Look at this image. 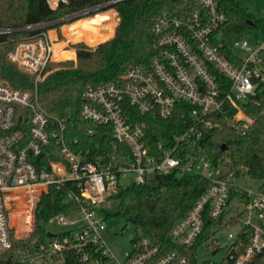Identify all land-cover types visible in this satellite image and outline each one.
Instances as JSON below:
<instances>
[{
	"label": "built area",
	"instance_id": "1",
	"mask_svg": "<svg viewBox=\"0 0 264 264\" xmlns=\"http://www.w3.org/2000/svg\"><path fill=\"white\" fill-rule=\"evenodd\" d=\"M44 1L51 10L74 2ZM119 1H103L52 22L13 30L37 31L16 41L6 56L11 65L33 78L34 90L0 80V254L10 249L12 240L32 232L41 195L49 188L68 185L66 198L77 206V214L53 216L47 227H71L64 231L70 235L41 244L36 254L18 257L17 264H60L62 253L68 250L75 251L82 264L91 254L93 264H187L186 258L163 252L149 239L132 243L118 261L105 241L108 199L119 188L145 185L156 176L177 172L193 174L208 184L189 212L172 226V241L183 248L197 244L204 264H249L258 255L264 264L261 182L253 180L243 166L231 168L226 152L213 162L200 155L204 131L220 128L222 121L237 131L248 127L242 104L264 83V33L259 37L247 31L232 32L227 39V16L219 0H198L199 8L187 20L163 13L151 27L153 56L147 68L132 66L115 83L86 87L79 116L110 127L114 153L108 161H88L81 151L71 150L65 140L66 120L41 107L36 86L45 78L48 64L56 62L54 46L63 42L64 33L55 26L90 18L103 8L115 11L113 6ZM11 31L0 29V34ZM179 104L186 107L182 117L189 120L188 128L171 142L160 139L149 148L146 123L136 117L156 113L165 120ZM183 143L189 148H182ZM118 144L128 149L120 160ZM51 145L61 161L39 159ZM206 219L214 222L212 236L198 242ZM228 227L237 231L228 232L222 244L215 236ZM222 247L225 257L214 262L212 257Z\"/></svg>",
	"mask_w": 264,
	"mask_h": 264
},
{
	"label": "trees",
	"instance_id": "2",
	"mask_svg": "<svg viewBox=\"0 0 264 264\" xmlns=\"http://www.w3.org/2000/svg\"><path fill=\"white\" fill-rule=\"evenodd\" d=\"M103 1L108 0H74L51 10L44 0H0V29L12 30L0 34V80L15 88L34 90L33 78L11 65L6 56L16 41L29 38L37 31L13 30L52 22L72 11ZM219 4L227 16L224 28L227 39L232 32L250 33L253 29H259L264 33V21L234 0H219ZM113 8L121 19L118 25L114 10H101L63 29L67 42L84 40L91 46L100 44L94 49L83 43L73 45L76 49L75 63L71 61L75 57L74 51L64 50L67 42L56 44L53 59L57 62L48 64L45 78L36 86L41 107L66 120L67 144L74 152L81 151L88 161H108L114 151L110 127L85 121L79 116L86 87L115 83L132 66L147 68L153 56L154 36L151 27L154 21L163 13L172 18L187 20L189 14L199 6L198 0H122L114 4ZM262 58L264 60V52ZM185 108V105H177L172 116L165 120L160 119L156 113L136 117L137 121L146 123L149 148H154L160 139L171 142L174 136L185 132L189 126V120L182 117ZM242 110L249 119L248 127L237 131L222 121L220 128L204 131L199 140L202 151L200 155L213 162L226 152L231 168L245 167L249 176L261 182L264 188V83L242 104ZM88 130L92 133L88 134ZM74 140L76 144H73ZM181 146L188 149L190 145L183 143ZM222 146L226 148L224 151L221 150ZM127 151V146L117 145L119 160L120 154ZM39 159L61 161L54 145L45 147ZM207 184L206 180L193 174L179 175L174 172L156 176L145 185L119 188L108 199L110 208L115 211L113 214L107 212L105 220L114 218L127 223L132 220L135 232L132 243L149 239L163 252H173L180 258H186L187 264H204L197 254V244L183 248L174 243L169 234L174 223L193 207ZM68 190V185L59 189L49 188L47 193L41 195L35 209L32 232L24 239L12 240L10 249L0 254V264H17L18 257L36 254L41 244L70 235L69 232H63L47 236V222L51 217L77 214V206L66 198ZM213 224L212 220H205L204 234L198 242L211 238L210 229ZM93 262L94 255L91 254L85 264ZM60 264L82 263L75 251L68 250L62 253ZM249 264H262V257L256 256Z\"/></svg>",
	"mask_w": 264,
	"mask_h": 264
},
{
	"label": "rangeland",
	"instance_id": "3",
	"mask_svg": "<svg viewBox=\"0 0 264 264\" xmlns=\"http://www.w3.org/2000/svg\"><path fill=\"white\" fill-rule=\"evenodd\" d=\"M239 6L245 8L249 13H251L252 15H254L256 18L258 19H262L264 21V0H234ZM103 12L108 10L106 8L101 9ZM116 11V10H115ZM101 13V12H100ZM94 14V13H92ZM97 15V14H96ZM89 17H92L89 15ZM116 18H118V23L117 25L120 23V16L118 15V13L116 12ZM79 20H72V21H68V22H62L59 23L58 25H56L55 27L57 29H59L62 34H63V29L67 26L72 25L73 23L77 22ZM117 25L114 28V33H115V29L117 27ZM252 34L261 37L262 36V31L259 29H253L252 30ZM114 36V34H113ZM112 36V38H113ZM110 38V39H112ZM108 39V40H110ZM106 40V41H108ZM62 41L63 42H67V38L65 35H62ZM103 41V42H106ZM102 42V43H103ZM77 43H83L86 46L94 49L95 47H97V45H99L100 43L91 46L89 44H87L84 40L82 41H77V42H67V49H72L75 53V57L73 60H71L72 62H76V49L73 48V45H76ZM68 61V60H66ZM57 62V61H56ZM59 62V61H58ZM62 62V61H61ZM131 179V176L128 177V180ZM255 184V183H254ZM253 184V185H254ZM115 211L114 208H109L108 209V213L113 214ZM71 227H58L55 225H50L48 227V231L52 234H59L61 232L64 231H68L70 230ZM237 231L236 228H227L226 230H224L221 233H218L215 237L222 243L224 244L225 242V238H226V234L228 232H233L235 233ZM105 233H106V245L107 248L109 249V251L111 252V254L115 257V259H117L118 261H122L123 260V253L124 252H128L131 250L132 247V239L134 237V226L131 222H125L124 220L121 219H107L105 221ZM25 236V235H23ZM202 252V250H201ZM201 254V253H199ZM226 254V248L222 247V249L219 250L218 254L214 257H212L214 262H220Z\"/></svg>",
	"mask_w": 264,
	"mask_h": 264
},
{
	"label": "water",
	"instance_id": "4",
	"mask_svg": "<svg viewBox=\"0 0 264 264\" xmlns=\"http://www.w3.org/2000/svg\"><path fill=\"white\" fill-rule=\"evenodd\" d=\"M225 149H226L225 146H222L221 150L224 151ZM130 221L132 222V220H130ZM53 235L54 234H52L50 232L47 233V236H49V237H52Z\"/></svg>",
	"mask_w": 264,
	"mask_h": 264
}]
</instances>
